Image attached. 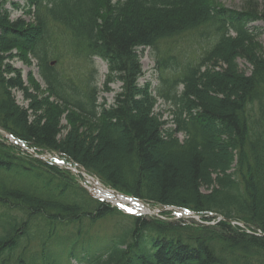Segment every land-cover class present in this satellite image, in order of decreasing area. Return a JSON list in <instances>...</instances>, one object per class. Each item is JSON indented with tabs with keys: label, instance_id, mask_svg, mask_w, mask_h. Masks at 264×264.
I'll list each match as a JSON object with an SVG mask.
<instances>
[{
	"label": "trees",
	"instance_id": "16d2710c",
	"mask_svg": "<svg viewBox=\"0 0 264 264\" xmlns=\"http://www.w3.org/2000/svg\"><path fill=\"white\" fill-rule=\"evenodd\" d=\"M12 11L22 16L12 19ZM257 22L264 10L255 0L241 10L218 0H0V129L119 193L200 217L124 215L70 171L0 141V264H264V28ZM53 27L86 70L79 85L50 64ZM183 36H196L202 53L195 63L161 58L159 70L173 74L161 75L154 96L137 82V50L158 51ZM94 58L107 65L103 90L122 84L109 106L98 103ZM32 59L45 90L14 66ZM157 98L172 104L170 119L156 111ZM106 221L111 233L94 249L92 229Z\"/></svg>",
	"mask_w": 264,
	"mask_h": 264
},
{
	"label": "rangeland",
	"instance_id": "374dc122",
	"mask_svg": "<svg viewBox=\"0 0 264 264\" xmlns=\"http://www.w3.org/2000/svg\"><path fill=\"white\" fill-rule=\"evenodd\" d=\"M15 3H19L23 5V3L27 0H11ZM249 0H218V2L224 6L227 9L231 10H241L246 2ZM258 5L260 6L261 10H264V0H255ZM13 9V8H11ZM21 16V13L19 11H13L12 12V18L16 19L17 17ZM257 27L264 28V23H256L254 24ZM51 39H50V49L54 53V55L51 58V62H54L53 67H56L59 69V71L62 73L65 72V77L72 80L73 83L76 85H79V77L83 72L86 70L83 68H80L81 66V59H75L73 55L67 50V43L68 38L65 34V32L62 29L53 27L51 30ZM259 42L261 43L262 47L264 48V33L259 39ZM205 45V44H204ZM202 44L197 43V37L196 36H183V38H179L178 40H174L171 42L163 43L159 46V50L155 52L154 50L150 51L148 49L142 50L140 49L139 52L141 54V65H142V77L140 79V84H143L144 82H149L152 84L153 88L161 87V74L164 75L165 73L172 74L170 72H161L157 66V62L159 59L166 56L168 53L170 55H173L175 59H177L180 62H184L186 60H190L192 63L195 62L198 58V54L203 49ZM94 62V69L96 71V74H94V78L96 81V87L98 89V103H107L111 104L114 100L115 93L119 90L120 84L119 83H113L109 86V91L103 90V84L105 82V78L107 75V65L106 63L102 62L99 59H93ZM36 61L32 59V64L29 66V68L24 65L21 62H14V66L17 69H21L23 71V77L26 79L28 72H32L35 79L40 84V87L42 90H45V86L40 81L38 75H37V66ZM58 64V65H57ZM240 68L242 70H246L247 66L244 64L242 60L239 61ZM90 66L88 67V74L89 77L90 72ZM155 93V92H154ZM17 101L19 103H22L21 96L19 94H16ZM172 110V104L164 99L157 100L156 105V111H159L163 113V117L165 119H170V111ZM64 123V122H63ZM5 137H7L9 140H11L8 135L0 130V139L6 140ZM181 137V136H178ZM8 142V141H7ZM9 143V142H8ZM94 190H98L95 188ZM138 208V207H137ZM133 211H139L138 209L132 207ZM155 209V208H154ZM153 209V210H154ZM158 209V208H157ZM165 212V211H164ZM146 215H150V211L146 210ZM118 220V219H114ZM113 225V221H106V222H100L95 227H93L91 234L93 235L92 240V247L96 249L99 247L98 240H101L105 238L108 234L111 233V228ZM88 244L85 242L82 244H79L76 248V253H79L80 256H82L81 249L84 247L86 248ZM71 264H77L75 260L71 261Z\"/></svg>",
	"mask_w": 264,
	"mask_h": 264
}]
</instances>
